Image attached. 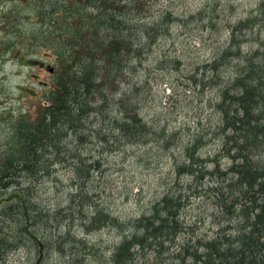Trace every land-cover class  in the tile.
Here are the masks:
<instances>
[{
	"label": "trees",
	"instance_id": "obj_1",
	"mask_svg": "<svg viewBox=\"0 0 264 264\" xmlns=\"http://www.w3.org/2000/svg\"><path fill=\"white\" fill-rule=\"evenodd\" d=\"M226 7L233 12L235 6L229 0H196L186 16L175 14L170 0L28 1L26 8L39 25L37 38L52 50L56 66L35 118L21 115L12 125L0 151V187L18 179L28 183L3 213L11 214L17 206L18 231L37 250L45 246L44 237L35 239L38 218L66 224L78 220L86 233L107 227L120 236L107 254L90 252L97 264H264V0L232 23L221 17ZM11 16L15 21L16 15ZM11 20L6 25L10 30ZM191 22L201 24V30L229 31L208 62L188 67L191 63L181 56L164 52L153 59L161 61L160 70L183 71L179 81L167 79L171 95L178 86L185 97L215 90L208 99V125L195 134L161 126L139 113L144 99L140 72L152 77L145 61L158 41L173 33L171 26L185 29ZM254 27L255 34L250 31ZM95 142L108 152H120L133 142L154 143L169 157L174 183L181 176L194 183L176 190L175 185L140 214L118 218L100 204L103 190L95 183V172L100 173L103 161L89 147ZM211 142L216 154L202 151ZM223 157L229 161L224 168ZM55 163L72 173L68 207L42 211L31 203L29 184L43 171L48 175ZM195 197L211 206L215 230L210 234L199 235L198 223L185 220ZM62 237L74 241L69 232ZM75 259L81 263L84 255Z\"/></svg>",
	"mask_w": 264,
	"mask_h": 264
},
{
	"label": "rangeland",
	"instance_id": "obj_2",
	"mask_svg": "<svg viewBox=\"0 0 264 264\" xmlns=\"http://www.w3.org/2000/svg\"><path fill=\"white\" fill-rule=\"evenodd\" d=\"M28 1L30 0H0V151L2 153L16 119L25 115L32 121L44 104V91L53 85L52 74L45 66L46 64L56 66V58L52 50L42 47L37 38L39 25L33 23L32 11L26 8ZM229 1L235 6L234 13L232 14L229 8L222 10L221 17L224 21L228 19L235 21L237 16H247L256 8L258 0ZM195 2L196 0H175L173 11L175 14L187 16V13L194 10ZM11 13L16 15L15 21L11 20L13 18ZM10 20L11 30L6 27ZM12 25H14L13 29ZM200 26L201 24L197 22L188 23L189 30L185 28L187 32L184 35L180 31L184 28L182 25L177 29L172 26L173 33L158 41L153 48L154 54L149 55L144 63V66L151 70L152 77L149 75L147 85L151 88L141 87L140 90V97L144 98L143 107H147L142 113L149 115L145 117L147 120L159 122L161 126L169 124L171 128L175 127L191 134L202 133L204 131L202 129L207 127V115L212 111L208 99L214 96L215 90L212 88L196 90L185 97L181 93L182 87L178 86L176 94L171 95L172 90L166 81L167 79L179 81L183 75L180 72L183 71L157 70L153 58L162 52L172 56L176 54L182 57L185 64L191 63L188 67H195L204 59L210 60L223 39L211 34L210 27L201 30ZM45 28L46 25L41 30ZM22 36L25 38V45L20 41ZM4 41L9 45L4 44ZM13 43L14 47L8 49ZM33 57L44 65L29 62L28 58ZM200 98L202 101L199 100ZM172 108H175L174 112ZM188 138L186 135L182 137L185 141ZM89 147L92 148L94 156L103 161L100 173L95 172V183H99V189L103 190L100 204L106 206L111 214L118 218L140 214L175 181L174 176L169 175V157L163 155L161 149L157 150L154 143L128 146L120 152L105 151L100 142L90 144ZM215 149L216 143L211 142L206 144L202 151L214 153ZM49 173L48 176L46 171H43L40 179L29 184L31 188L27 192L33 197L31 203L42 211L68 206L67 193L71 171L64 165L55 163L49 168ZM185 179L186 177L183 176L179 178L180 182ZM27 184L24 180L18 179L7 188L0 187V241L12 245L10 248L3 247V243L0 242L1 264H69L72 256L81 255H84V260L79 264H97L90 252L107 254L119 241L120 236L114 228L103 227L86 233L79 226L78 220L66 224L65 221L58 223L54 219H49L45 222L38 218L35 234L39 238L44 237L42 241L45 242V246L37 250V244L22 235V231H18L21 220L19 221L20 210L16 209L17 206L14 205L13 213L7 215L3 213L6 212L4 207L13 204V201L9 200H12L15 192L26 188ZM193 201L184 212L185 220L189 223H198L196 232L199 235L212 233L215 225L210 216L211 206L205 204L204 197H195ZM66 232L73 235L74 241H63L62 236Z\"/></svg>",
	"mask_w": 264,
	"mask_h": 264
},
{
	"label": "bare ground",
	"instance_id": "obj_3",
	"mask_svg": "<svg viewBox=\"0 0 264 264\" xmlns=\"http://www.w3.org/2000/svg\"><path fill=\"white\" fill-rule=\"evenodd\" d=\"M170 2L172 3V4H175V0H170ZM226 8H229V10H230V7H226ZM145 11V10H144ZM232 14L234 13V11L233 12H231ZM237 18H238V16L235 18V20H237ZM226 22V21H225ZM227 22H229V23H232V22H234L233 20H231V19H228L227 20ZM174 28H178L177 26H174ZM171 29H172V31L174 30L173 28H172V26H171ZM175 29V30H176ZM188 30H189V28H188ZM181 32H185L186 30L184 29V28H182L181 30H180ZM250 31H253V34L254 33H256L257 32V28H252ZM228 30H224V31H222V30H216V29H212V31H211V34H213V35H215L217 38H219V39H223V41L225 40V38H226V36H227V34H228ZM185 33H183V35H184ZM250 34V33H249ZM261 36L263 37L264 36V33L263 34H261ZM209 60H202L199 64H201V63H205V62H208ZM153 62L155 63V67H156V69L157 70H160L161 69V61L160 60H156V59H154L153 60ZM159 62V63H158ZM171 70H174V69H171ZM141 73V77H143V81H142V86L141 87H145V88H151V86H147L148 85V80H149V77L146 75V71H142V72H140ZM145 80H147V81H145ZM186 83V82H185ZM143 103H144V101H143ZM143 110H147V107H143V104H142V109H140V112L139 113H141V114H143V116L144 117H148L149 115L147 114V113H145V112H143L142 113V111ZM172 111L174 112L175 111V108H172ZM68 134H69V132H68ZM138 143V142H137ZM136 142H133V143H131L129 146H136V145H141V144H143V143H138L137 144ZM217 153V149H215V151H214V153ZM215 153V154H216ZM222 161H223V163H221V167L222 168H224V167H226L227 165H228V163H229V161H228V159L226 158V157H223L222 158ZM50 175V173L48 174V176ZM189 183H191V182H193L194 183V179L193 178H189L188 176L186 177V179L185 180H183L182 182H180V183H172V186H169V187H167L166 188V190H165V192L168 190V189H170V188H174V186H175V190L176 189H182L183 187H186V186H188L189 184H188V182ZM165 192H163V193H165ZM183 192H185V190H183ZM163 194H161L158 198H156V199H154L150 204H149V206H151L152 204H154L155 203V201H157L161 196H162ZM179 195L180 196H184L183 195V193L182 192H179ZM162 198V197H161ZM66 207H68V206H66ZM37 236V235H36ZM37 238L39 239V237L37 236L35 239L37 240ZM34 239V241H36ZM64 240V239H63ZM113 247V246H112ZM70 263L69 264H78L79 262H77L76 261V259H75V257L74 258H70Z\"/></svg>",
	"mask_w": 264,
	"mask_h": 264
},
{
	"label": "water",
	"instance_id": "obj_4",
	"mask_svg": "<svg viewBox=\"0 0 264 264\" xmlns=\"http://www.w3.org/2000/svg\"><path fill=\"white\" fill-rule=\"evenodd\" d=\"M40 64H41V63H40ZM45 67H46V69L48 70V72H50V73H52L53 70H54V67H53L52 65L47 64Z\"/></svg>",
	"mask_w": 264,
	"mask_h": 264
}]
</instances>
